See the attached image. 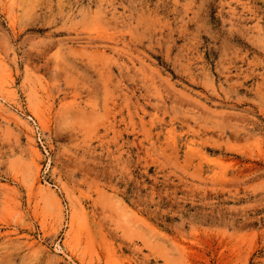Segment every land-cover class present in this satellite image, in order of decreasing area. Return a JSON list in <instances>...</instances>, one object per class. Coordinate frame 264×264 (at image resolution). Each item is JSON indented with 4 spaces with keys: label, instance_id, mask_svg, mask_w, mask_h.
Returning a JSON list of instances; mask_svg holds the SVG:
<instances>
[{
    "label": "rangeland",
    "instance_id": "obj_1",
    "mask_svg": "<svg viewBox=\"0 0 264 264\" xmlns=\"http://www.w3.org/2000/svg\"><path fill=\"white\" fill-rule=\"evenodd\" d=\"M0 264H264V0H0Z\"/></svg>",
    "mask_w": 264,
    "mask_h": 264
},
{
    "label": "bare ground",
    "instance_id": "obj_2",
    "mask_svg": "<svg viewBox=\"0 0 264 264\" xmlns=\"http://www.w3.org/2000/svg\"><path fill=\"white\" fill-rule=\"evenodd\" d=\"M38 116H39V114H38ZM40 117V116H39Z\"/></svg>",
    "mask_w": 264,
    "mask_h": 264
}]
</instances>
